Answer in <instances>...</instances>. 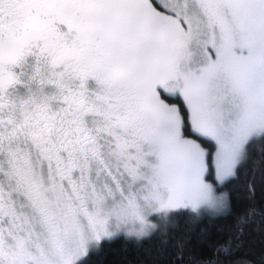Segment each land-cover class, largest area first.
I'll return each instance as SVG.
<instances>
[{
	"label": "snow or ice",
	"instance_id": "obj_1",
	"mask_svg": "<svg viewBox=\"0 0 264 264\" xmlns=\"http://www.w3.org/2000/svg\"><path fill=\"white\" fill-rule=\"evenodd\" d=\"M255 153L264 0H0V264H89L120 236L177 264L215 219L188 264H264L255 181L244 206L225 190Z\"/></svg>",
	"mask_w": 264,
	"mask_h": 264
},
{
	"label": "trees",
	"instance_id": "obj_2",
	"mask_svg": "<svg viewBox=\"0 0 264 264\" xmlns=\"http://www.w3.org/2000/svg\"><path fill=\"white\" fill-rule=\"evenodd\" d=\"M253 169L255 172L253 173ZM250 180L255 181L256 196L255 201L264 203V157L259 153L253 155L252 161L247 165V175L242 177L241 181L233 183L225 190L229 192L230 198H234L239 206L248 203L247 191L244 185ZM211 213V210H202V213ZM229 220L215 219L208 220L207 223L196 225L191 224L190 232H186L183 228L181 232L176 234V238L183 236L185 240H190L186 245L185 260L177 262V264H188L187 257L189 254L197 257H207L211 255V251L207 244L200 243L199 229H208V243H222L227 238V225ZM253 246H259V236L253 232L249 237ZM103 249L99 255L90 256L89 264H173L175 257V248L173 243L167 247L160 245L159 239H145L141 247H137L134 239L120 236L113 241H104L101 244ZM127 248V251H125Z\"/></svg>",
	"mask_w": 264,
	"mask_h": 264
},
{
	"label": "rangeland",
	"instance_id": "obj_3",
	"mask_svg": "<svg viewBox=\"0 0 264 264\" xmlns=\"http://www.w3.org/2000/svg\"><path fill=\"white\" fill-rule=\"evenodd\" d=\"M202 210H210V209H202ZM212 211V210H211Z\"/></svg>",
	"mask_w": 264,
	"mask_h": 264
}]
</instances>
